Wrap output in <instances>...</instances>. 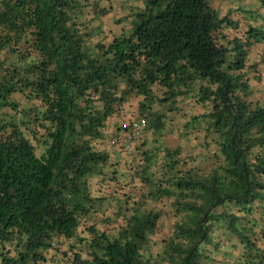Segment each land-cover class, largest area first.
Returning a JSON list of instances; mask_svg holds the SVG:
<instances>
[{"label":"trees","instance_id":"1","mask_svg":"<svg viewBox=\"0 0 264 264\" xmlns=\"http://www.w3.org/2000/svg\"><path fill=\"white\" fill-rule=\"evenodd\" d=\"M137 1L110 37L112 0H0V264H264V0ZM185 106L209 174L160 144Z\"/></svg>","mask_w":264,"mask_h":264},{"label":"rangeland","instance_id":"2","mask_svg":"<svg viewBox=\"0 0 264 264\" xmlns=\"http://www.w3.org/2000/svg\"><path fill=\"white\" fill-rule=\"evenodd\" d=\"M210 1L212 7L224 9L225 7L228 6L227 3L229 0H210ZM112 2L115 5V10L109 17L104 18L103 20V30L106 32V34H109L110 37L120 34L122 32L123 26L121 25L122 23H118L119 19L124 18V16L129 13V7H136L140 3V1L137 0H112ZM108 30H110L111 33H107ZM258 52H259V48H255V47L250 51L251 61L258 63V69L260 71V75L262 76L261 82L264 83V52H262L261 55H259ZM132 105H133V110L136 112L135 115L137 116L139 112L135 100L132 102ZM199 111L200 108H197V110H195L193 113H198ZM191 113L192 112L189 113L186 106L183 109H181V112H176L175 114L171 113L173 114V118L169 123L168 128L165 129L163 135L158 136V138L160 140V144H162L164 147H167L170 150H174L179 146L183 147L184 151L182 157L185 158L187 162L189 161L188 162L189 166L199 168L202 172L209 174L215 166V158L213 154V149L215 147L212 146L211 149H207L204 146L200 145L203 137L202 132H198L197 130L194 131L193 129L191 130L190 128H185V123L188 121L187 114H191ZM140 136L142 139H145L146 141H150V142L153 138V135L148 130L145 131ZM117 151L119 152V154L121 151L123 156H127L128 153L129 154L132 153L134 156L137 155L136 152L134 153V151L131 150L129 142L122 143L120 149L117 147ZM167 211L168 210H166V214H168ZM173 221L174 219L171 218L165 221L166 228L162 232H160V236L158 240H156L157 243L151 247L153 254L157 255L162 252V246H161L162 241L168 240L167 236L171 234L170 228H171V223ZM223 232L224 231L222 230V233Z\"/></svg>","mask_w":264,"mask_h":264},{"label":"built area","instance_id":"3","mask_svg":"<svg viewBox=\"0 0 264 264\" xmlns=\"http://www.w3.org/2000/svg\"><path fill=\"white\" fill-rule=\"evenodd\" d=\"M122 127H130L133 135L135 136H140L142 135L145 131H147L148 128V122L146 118L142 116H137L136 120L132 121L131 124H128L127 122H123Z\"/></svg>","mask_w":264,"mask_h":264}]
</instances>
